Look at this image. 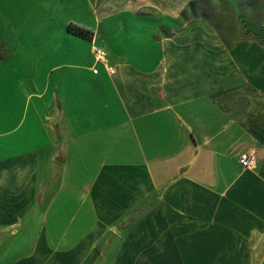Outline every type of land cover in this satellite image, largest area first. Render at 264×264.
<instances>
[{
  "label": "crops",
  "instance_id": "0c3cea01",
  "mask_svg": "<svg viewBox=\"0 0 264 264\" xmlns=\"http://www.w3.org/2000/svg\"><path fill=\"white\" fill-rule=\"evenodd\" d=\"M189 1L0 0V264H264V19L237 14L229 39L189 17L115 42L120 18ZM40 112L54 140H30ZM77 161L82 202L58 203L76 191L61 185L36 203L40 162L66 176Z\"/></svg>",
  "mask_w": 264,
  "mask_h": 264
},
{
  "label": "rangeland",
  "instance_id": "374dc122",
  "mask_svg": "<svg viewBox=\"0 0 264 264\" xmlns=\"http://www.w3.org/2000/svg\"><path fill=\"white\" fill-rule=\"evenodd\" d=\"M177 7V6H175ZM171 9H175L174 7H170ZM245 13L249 14L252 17H255L257 20L264 19V0H190L186 6L185 12L180 14L176 19L170 18L166 13H160L159 16H156L152 19L139 18V17H131L128 19L120 18V22L122 23L121 28L117 26V31L119 37L115 40L122 48H126L125 41H120L121 36H134L132 27L135 25L145 26L146 24L153 26H172L178 25L177 21L181 19H187L189 17H199L206 19L209 24L215 26L217 31L225 38H231L233 29H234V20L237 14ZM125 20H128L125 22ZM116 38V37H115ZM114 38V39H115ZM101 41H103L102 36L97 38V45L100 46ZM91 48V42H88ZM2 51H0V57L2 56ZM17 62V61H16ZM16 75H22L25 73L24 66L16 63ZM99 67V65H98ZM24 68V69H23ZM26 97V96H25ZM24 97V98H25ZM23 98V99H24ZM34 124L35 128L32 130L35 134V138L32 134V139L30 140H54L52 135V126H50V122L45 118L44 112H40L39 114H35L34 116ZM63 150V146L58 143V148ZM38 174L36 176L37 182L35 186L37 188L36 192V203L43 202L46 198L50 199L53 195L54 191L59 189L61 185L69 187L70 189H76L75 192H66V190L61 193L59 197H57L56 201L58 203L70 202L75 204H80L83 200L84 194L81 191V188L88 184L92 177L87 176L86 172L83 170L82 162H76V169L72 170L70 173L65 175H58L56 171L52 169H48L46 167V163L40 162L38 166ZM78 170V171H77ZM48 201V200H45ZM89 201V200H88ZM65 218H69L70 210L62 211ZM95 216V215H94ZM59 215L56 213L55 209L51 210L48 219L52 222L55 218L59 219ZM92 218V217H91ZM68 221V219H67ZM68 228V232H72V228L69 226H65ZM88 226L85 228H81L79 232H85ZM62 232L63 229L59 230L56 226H53V232Z\"/></svg>",
  "mask_w": 264,
  "mask_h": 264
},
{
  "label": "built area",
  "instance_id": "2783aa9c",
  "mask_svg": "<svg viewBox=\"0 0 264 264\" xmlns=\"http://www.w3.org/2000/svg\"><path fill=\"white\" fill-rule=\"evenodd\" d=\"M91 42V52L93 56L94 65L102 64L109 75L114 73V67L109 63L106 51L99 45H97L96 40L93 37H89ZM91 71L96 74L97 69L95 66L91 68ZM239 163L243 168L251 169L254 168L256 164V150L250 148L243 151L239 155Z\"/></svg>",
  "mask_w": 264,
  "mask_h": 264
},
{
  "label": "trees",
  "instance_id": "16d2710c",
  "mask_svg": "<svg viewBox=\"0 0 264 264\" xmlns=\"http://www.w3.org/2000/svg\"><path fill=\"white\" fill-rule=\"evenodd\" d=\"M199 17H202V16H199ZM253 18H255V17H253ZM257 21V20H256ZM212 26H214V25H212ZM215 27V26H214ZM69 28V30L72 32V33H74V34H77V35H87V32H84L83 30H81V29H79V28H75V27H71V26H69L68 27ZM84 35V36H85ZM88 36V35H87Z\"/></svg>",
  "mask_w": 264,
  "mask_h": 264
}]
</instances>
